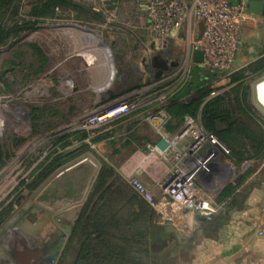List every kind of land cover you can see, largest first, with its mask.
<instances>
[{"label": "rangeland", "instance_id": "obj_1", "mask_svg": "<svg viewBox=\"0 0 264 264\" xmlns=\"http://www.w3.org/2000/svg\"><path fill=\"white\" fill-rule=\"evenodd\" d=\"M7 1L9 3L0 6V29L11 31L0 44V264H41L44 261V244L42 246L33 240L29 233L34 222L39 220L32 212L37 210V206L43 207L37 198L47 182L84 158H91L97 165L82 196L64 204L65 220L75 219L104 164L112 165L123 179L109 178L110 182L116 187L132 189L128 179L118 172L120 154L114 149L105 151L104 147L96 145L83 148L82 145L77 146L80 144L78 141L63 150L78 152L44 183L29 188L41 164L59 143V136L86 130L88 116L108 111V103L95 96L92 99V102L96 99L95 104H91L86 96L91 97L92 94L79 89L89 82L101 81L100 75L103 74V55L100 61L94 60L92 58L97 55L84 51L96 47L90 42L91 36H96L98 39L95 40H99L107 50L115 70L114 81L106 92L113 88L125 61L132 71L142 73L144 82L154 83L158 79V71L153 60L162 54L167 55L166 61L173 68L172 73L180 71L173 80L181 78L187 47H191L194 36L182 37L185 33L182 31L170 38L166 46H161L148 28L147 16L139 0H70L74 7H58L53 15L43 16L39 15L43 0ZM185 1L189 3L192 0ZM258 27L263 30L264 41V18ZM188 65L189 69L193 67L191 63ZM229 81L221 74L213 87L215 90L224 88ZM262 82L264 73L252 77L250 84L251 100L264 117V105L258 99V85ZM157 95L144 91L142 96ZM220 142L230 150L225 142ZM219 160L223 164L218 163L217 170L221 168L225 172L224 189L238 172L231 150L228 155L222 154ZM226 164L231 168L225 171ZM10 205L11 211L3 217L2 211ZM68 232L69 229L65 228V240ZM178 249L171 243L163 251L173 254ZM52 258L50 264H56L57 258Z\"/></svg>", "mask_w": 264, "mask_h": 264}, {"label": "crops", "instance_id": "obj_2", "mask_svg": "<svg viewBox=\"0 0 264 264\" xmlns=\"http://www.w3.org/2000/svg\"><path fill=\"white\" fill-rule=\"evenodd\" d=\"M263 18L264 15L258 13H250L247 17L242 28L240 47L232 72L245 68L264 56L263 30L261 31L258 27ZM201 30L202 25L192 20L182 25L175 35L177 36L183 31L185 33L181 35L182 37L194 36L195 39L200 35ZM88 36L89 34H87ZM93 38L94 36H91L90 42L97 46L96 40ZM95 49H85L84 51L97 55L92 58L94 60L100 61L103 57L101 81L89 82L87 85L79 87V89L92 94L91 97L86 96L89 98V103L95 104V100L99 99L107 104L132 92H142L143 94L144 91H149L153 93L152 83L144 82L142 73L132 71L130 64L126 61L125 63L123 61V69L114 82L113 88L111 87L106 92L114 81V75L110 77L109 59L101 50ZM192 53L191 47L188 46L185 62L194 66L197 63L193 61ZM100 56L102 57L100 58ZM109 58L113 65L111 57ZM113 70L112 66L114 74L115 70ZM231 73L222 74L226 78ZM263 73L264 71H258L252 76ZM226 88L227 86L222 87L218 92ZM99 95L101 96L99 97ZM95 96L96 99L92 102ZM166 104V100H153L136 111L114 120L106 127L98 130L86 128L88 136L78 141L80 144L77 146L88 143L90 146L104 147L105 151L108 148L110 152L111 149L112 151L114 149L121 155L118 172L127 179L134 175L140 177L155 193H158L160 190L158 183L168 175L172 166L158 148L159 140L164 137L177 149H183L185 145L192 142V137L187 134L179 140L177 139L185 122L175 132L169 130V123L174 120ZM160 116L162 117L160 118ZM196 119L202 124L200 114ZM76 141L72 140V144ZM232 159L236 164L238 174L229 184L234 185L235 189L231 197L222 201L225 204L210 221L196 217L187 230L176 229L158 221L159 224L165 226L167 231L175 232L170 244L173 243L179 249L173 254H168L174 258L175 264H264V234H259V230L264 227V151L254 158L241 161L240 164L235 162V157L232 156ZM228 168L231 166L224 165L225 171ZM231 198L230 203H227ZM40 205L43 207L38 208L37 206V210L32 212L39 220L34 222L32 231L28 233L33 240L42 243V246L44 244V261L41 264H50L52 256L58 260L64 246L65 228H70L72 220H65L63 206L54 209L44 203Z\"/></svg>", "mask_w": 264, "mask_h": 264}, {"label": "trees", "instance_id": "obj_3", "mask_svg": "<svg viewBox=\"0 0 264 264\" xmlns=\"http://www.w3.org/2000/svg\"><path fill=\"white\" fill-rule=\"evenodd\" d=\"M43 2L40 16L53 15L58 7L75 6L70 0ZM6 3L9 2L0 0V6ZM10 32L0 29V44ZM258 71H264V56L232 72L227 88L209 98L215 90L214 81L222 73L194 64L186 79L166 100L174 120L169 123V130L175 132L183 126L187 116L196 118L200 114L203 127L230 147L237 164L256 157L264 151V117L251 100L250 81L254 77L252 74ZM87 136V130L59 136V143L43 161L29 188L44 183L78 152L63 151L72 140L81 141ZM88 146V143L82 145L83 148ZM109 178L123 181L112 165L104 164L88 199L71 221L68 238L56 264H175L174 258L163 249L154 248L155 243L169 239L173 232L158 223L156 211L133 188L116 187ZM234 189V185H227L218 200L222 202L231 197ZM11 208V205L6 207L1 215H8Z\"/></svg>", "mask_w": 264, "mask_h": 264}, {"label": "built area", "instance_id": "obj_4", "mask_svg": "<svg viewBox=\"0 0 264 264\" xmlns=\"http://www.w3.org/2000/svg\"><path fill=\"white\" fill-rule=\"evenodd\" d=\"M249 2L250 0H192L189 3L185 0H139V5L146 13L148 28L161 46H166L168 40L185 23L192 20L200 23L201 33L191 41L192 51H204L203 62L197 64L212 71L229 74L234 69L243 25L252 13L248 11ZM183 67L185 69L181 72V78L179 76L173 80L180 71L172 73V68L163 72L151 84L153 93L158 94L156 97L142 96V92L129 93L108 103L106 113L88 116L85 127L106 126L153 100H167L189 75V65L185 64ZM216 94L218 90L212 91L209 98ZM185 134L192 137V142L183 149L173 147L170 142L165 150L158 147L172 164L168 175L158 183V193L140 177L134 175L128 178L132 188L156 211L158 221L181 230H187L197 216L210 221L225 204L218 200L225 172L221 168L217 170V165L222 163L219 160L222 154H230L221 140L207 131L194 117H186L177 139ZM259 234H264V227L259 230Z\"/></svg>", "mask_w": 264, "mask_h": 264}, {"label": "water", "instance_id": "obj_5", "mask_svg": "<svg viewBox=\"0 0 264 264\" xmlns=\"http://www.w3.org/2000/svg\"><path fill=\"white\" fill-rule=\"evenodd\" d=\"M248 11L264 15V1L250 0ZM192 55L195 63L203 62V50H194ZM157 58L158 56H155L156 60ZM156 65L157 67H160L156 77H159L163 72L170 70L166 60H163ZM157 145L161 150H165L169 146V141L163 137L159 140ZM96 167L95 162L90 158L82 159L69 168L62 170L51 179L40 192L37 199L54 209L62 207L64 204L70 203L72 200H78L85 192L96 171ZM197 219L203 220L204 218L197 216ZM173 238L174 234H171L169 239H165L160 243H155L154 248L160 249L166 247Z\"/></svg>", "mask_w": 264, "mask_h": 264}, {"label": "bare ground", "instance_id": "obj_6", "mask_svg": "<svg viewBox=\"0 0 264 264\" xmlns=\"http://www.w3.org/2000/svg\"><path fill=\"white\" fill-rule=\"evenodd\" d=\"M94 37H95V39H98L96 36H94ZM96 41H97V43H96L97 46H96V47L98 48V50H99V51L101 50V51L106 55V57L109 59V66H110L109 69H110V72H111L110 77H112V75H113V73H112V65H111V62H110V58H109V56H108V54H107V50L103 47V45L101 44V42H100L99 40H96ZM97 48H96V49H97ZM94 49H95V48H94ZM96 49H95V50H96ZM102 52H101V53H102ZM104 54H103V55H104ZM107 58H106V60H107ZM107 64H108V60H107ZM109 66H108V67H109ZM109 74H110V73H109ZM106 76H107V75H106ZM108 82H109V81H108ZM263 105H264V104H263Z\"/></svg>", "mask_w": 264, "mask_h": 264}, {"label": "clouds", "instance_id": "obj_7", "mask_svg": "<svg viewBox=\"0 0 264 264\" xmlns=\"http://www.w3.org/2000/svg\"><path fill=\"white\" fill-rule=\"evenodd\" d=\"M258 99L261 104H264V82L258 85Z\"/></svg>", "mask_w": 264, "mask_h": 264}, {"label": "flooded vegetation", "instance_id": "obj_8", "mask_svg": "<svg viewBox=\"0 0 264 264\" xmlns=\"http://www.w3.org/2000/svg\"><path fill=\"white\" fill-rule=\"evenodd\" d=\"M158 58H160L161 60L159 61L158 60ZM158 58H157V60L155 59V57H154V60H153V66H154V68L155 69H157V71H159L160 70V67H157V63H160L161 61H163V60H166V58H167V55L166 54H162V55H160V56H158ZM169 69H171V66H169ZM158 73V72H157Z\"/></svg>", "mask_w": 264, "mask_h": 264}]
</instances>
